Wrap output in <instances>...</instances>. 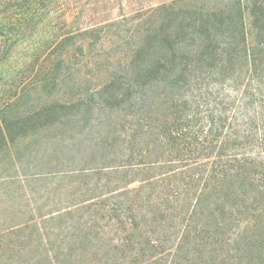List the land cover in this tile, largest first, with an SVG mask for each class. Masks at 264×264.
<instances>
[{
  "label": "trees",
  "instance_id": "16d2710c",
  "mask_svg": "<svg viewBox=\"0 0 264 264\" xmlns=\"http://www.w3.org/2000/svg\"><path fill=\"white\" fill-rule=\"evenodd\" d=\"M250 1L160 13L122 73L87 89L101 107L123 103L122 129L86 157L100 165L63 169L61 154L49 151V130L82 103L24 106L19 96L0 106V181L13 188L0 195V264H253L251 250L264 240L250 238L249 223L233 229L239 212L264 196V175H256L264 149L250 144H264V105L255 118L237 117L218 85L241 42L247 46ZM15 20L11 14L6 24ZM100 33L80 31L94 42ZM243 59L251 77L264 69L255 53ZM32 159L36 167H25Z\"/></svg>",
  "mask_w": 264,
  "mask_h": 264
},
{
  "label": "rangeland",
  "instance_id": "374dc122",
  "mask_svg": "<svg viewBox=\"0 0 264 264\" xmlns=\"http://www.w3.org/2000/svg\"><path fill=\"white\" fill-rule=\"evenodd\" d=\"M172 1L34 0L30 5L22 7L19 0H12L8 7L1 5L0 106L19 96L25 98V101H22L24 106L45 101L82 103L80 109L78 106L74 108L75 111L69 119L64 120L65 123L49 130V137L46 139L52 145L49 151L54 150V155L61 154L63 160L59 167L63 169L102 164V161L93 162L91 159L86 160V157L98 147L101 140L122 129L123 103L114 104L118 105L114 110L112 109L114 105L110 104L101 107L99 99L98 101L89 99L90 93L87 89L105 80L110 73H122L119 71L130 58L132 50L141 42L148 30L160 23L163 14L169 10L173 12L174 9L178 10L186 5H203L211 9L225 8L237 2V0H188L177 4L174 9L170 7L168 10L155 13L156 7L163 3L170 4ZM242 1L244 3L246 0ZM250 2V11L246 16L249 33L247 46L241 42L237 48V58L230 66L226 79L221 80V84L215 80H211L209 84L212 87L218 84L227 91L232 102L230 110L233 115L255 118L259 116L258 109L264 105V69L259 68L251 77L243 55L248 52L255 53L259 58L258 62L264 68V0ZM11 14L15 15L16 23L6 24V17ZM91 26L101 28L102 33L97 42L93 41L91 34H80L81 29ZM7 39L9 42L6 48ZM62 39L65 40L61 42ZM58 63L59 67L54 72L53 69ZM86 108L88 109L85 112ZM79 110L81 111L78 112ZM29 141L27 139V142ZM250 144L254 151L264 149V144L260 145L256 140ZM45 148L39 147L47 151ZM259 156L264 159V152ZM32 160V165L29 160L25 162V167L34 169L37 160ZM2 165L3 163L0 164ZM55 165L56 162L51 167ZM41 167L39 169H45ZM256 170V175H264V163ZM10 184L0 181V195L13 189ZM13 185L18 187L19 183ZM44 185L39 183L32 187L41 188ZM250 205L252 211L249 213L239 212L233 231L242 232L245 224L249 223L250 238L255 242L264 240V196L254 200ZM262 246L261 249L251 247L255 248L251 250L253 264H264L260 259V255L264 257V244Z\"/></svg>",
  "mask_w": 264,
  "mask_h": 264
}]
</instances>
